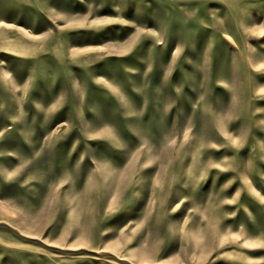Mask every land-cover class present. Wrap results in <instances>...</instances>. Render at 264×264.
<instances>
[{
	"label": "rangeland",
	"instance_id": "1",
	"mask_svg": "<svg viewBox=\"0 0 264 264\" xmlns=\"http://www.w3.org/2000/svg\"><path fill=\"white\" fill-rule=\"evenodd\" d=\"M0 264H264V0H0Z\"/></svg>",
	"mask_w": 264,
	"mask_h": 264
}]
</instances>
